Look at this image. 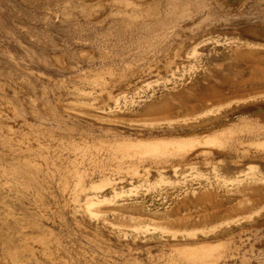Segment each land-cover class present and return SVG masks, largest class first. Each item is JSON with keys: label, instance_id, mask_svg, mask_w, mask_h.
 Masks as SVG:
<instances>
[{"label": "bare ground", "instance_id": "obj_1", "mask_svg": "<svg viewBox=\"0 0 264 264\" xmlns=\"http://www.w3.org/2000/svg\"><path fill=\"white\" fill-rule=\"evenodd\" d=\"M246 1L247 0H77L78 6L70 8L65 12L64 15L67 18H70L72 15L78 13V15H81L89 24L92 25V27L95 26V28H96L97 26H103L106 22H111V24H113L112 27H114L113 29H115L114 32L109 31L107 33L105 31V33H106L105 36L103 35L104 32L101 31L102 35L104 36V37L102 36L103 38L101 37V33L98 32V35L100 34V37L103 41L100 40L101 42L97 43V41L94 40L96 43L93 42L92 47L96 48L97 51L100 52L99 57H96V55H95L96 50L94 51L93 48H88V50H83V51L80 50L78 53L76 52L78 54V56H77L78 60H77L76 64L77 65H80V64L87 65L86 68L80 67L79 77H81V80H82L81 83H88L89 85L95 87V89L97 87H99V88L101 87V88H103V90H107V91L108 90H114V89H117V91H118V93L115 95L112 93L113 91L109 92V99L112 101L113 104L107 105L106 109L104 108L105 110H104V112H102L103 116L101 117L104 120V122L108 121V123H115V124H117V122H119V123H124L127 126L128 125L132 126L134 123H140L138 121L136 122V120L134 121V117L137 115L147 116V119L144 118L145 121H143V123L139 124V125L143 126L145 130L141 131V129H140V130H138L137 133L134 132V133H136L134 135H131L132 133L131 134H123V133H113V131H109L113 135L110 138L107 135L106 136L108 138L103 137V135L102 136L101 135H95L93 133H88V132L83 131V130L80 131V129H79V131H77V128H75L77 125L76 123H75L76 124L75 127L68 126V125H65V127L62 126L64 128L59 127L61 130L63 129L64 131L66 130L67 132H70V133L77 131L78 134L80 135V138L82 141H80L78 143H72L71 145H69L72 147L71 151L77 155V158L74 161H72V165L74 166V172H75V174L72 173V174H74V176L72 177L73 181H74L73 182L74 183V188H73L74 192H73L72 197L69 195L71 198H69V197L66 198L65 193H67L66 192L67 188H69V185H68L69 181L65 182L62 185V187H60L62 189L63 193H62L61 204H60V210L61 211L59 210L60 211L59 212L57 209V211L59 212L58 214H60L61 212L65 211L68 208H71V209H73L72 212H73L74 216L79 214L83 218H88L91 220L95 217L98 218L101 216L102 219L100 221L103 222L104 228L112 227L113 229H117L119 231H124V229L130 228L131 230L139 233V231L147 230L148 226H151V227H154V228H152L153 230L154 229H157V230L160 229L162 231L171 232V234L174 233L175 234L174 239L177 238V236H178L177 234H179V235L181 234L182 239H180V240L178 239V240H175L173 242H171L169 240L170 241L169 242V241L163 239L164 240V241L162 240L163 242H159V243H162L164 247L168 246L169 247L168 249L171 248L177 254V256L175 258L173 257L174 253H173V255L171 254L172 257L170 256L169 260H167L166 263L164 262L165 264H250L252 262H255V264H264V139L257 138L258 136H260L261 134L264 133V103L260 104L259 102H257L259 98L262 97V99H263L264 92L263 93L257 92L259 87L257 88L255 86H248L250 84H253V83H251L252 82L251 80H250V82L245 81L244 83L240 84L241 87H239V88L233 87V89H229V90H220V89L218 90L217 89V90L208 91L202 95H198L197 94L198 92L194 91L195 88L199 85L198 84L199 81L197 80V79H199V76L205 77L202 81L200 80V82H202V83L205 82L206 84L207 83L210 84V82H208V80L206 79V76L212 75L211 74L212 69L209 66L210 62H212V60H215L216 58L217 59L222 58L224 55L227 54V52H232V51L234 52L236 58H239L241 56L243 58V55H248L250 57H256L258 54L263 52L261 50L264 49V19L262 18V20H259V19L254 20L253 18H255V17H252V15H250L249 12H248L249 14L246 13L245 12ZM35 2H37V1H35ZM28 3H29V1H28ZM33 3H34V1H33ZM46 3H48V2H46ZM261 3H262L261 6H263V8H264V0L261 1ZM16 6H17V4H16ZM55 7H57V6H55ZM62 7H60V8H62ZM18 12H20V10ZM61 14H63V13H61ZM252 14H253V12H252ZM76 16H74V17H76ZM74 17L72 16V18H74ZM44 18H47V16H45ZM79 19H81V17ZM256 19H257V17H256ZM29 20H30V18H29ZM38 20H40V17ZM42 20L43 19H41L40 21H42ZM52 20H53V18H52ZM37 21H35V22H37ZM31 22H33L32 17H31ZM46 22H45V24H47ZM41 23H43V21ZM65 23H67V22H65ZM68 23H69V21H68ZM70 24H72V23H70ZM26 25L24 24V26H26ZM55 25H53V26H55ZM85 26H86V24H85ZM72 27H74V26H72ZM65 28L67 30L68 27H65ZM79 28H80V26H79ZM88 28H90V27H88ZM107 28H108V26H107ZM82 29L83 28H81V32H82ZM85 29H87V28H85ZM54 30L57 31V29H55V28H54ZM79 30L80 29H78V32L81 33ZM102 30H103V28H102ZM58 31L56 32L57 34L59 33ZM94 31H95V29H94ZM62 33H64V32H62ZM62 33H60V35ZM69 33H70V31H69ZM74 33H77V32H74ZM17 34H20V33H17ZM17 34H16V36H17ZM94 34H96V33H94ZM82 36H84V34ZM19 37H21V36L19 35ZM69 37H70V35H69ZM80 37H81V35H80ZM86 37L89 38L90 35L86 36ZM67 38L65 37V39H67ZM78 38H79V36H78ZM82 38L80 40H82ZM92 38H93V36H92ZM31 39H32V37H31ZM114 39L116 41L111 43ZM20 40H17V41L19 42ZM32 40H35V39H32ZM69 40H70V38H69ZM86 41L88 44L89 43L88 40H86ZM109 41H111V42L109 43ZM64 42H65V40H64ZM22 43H23V41H22ZM67 44H68V42H67ZM67 44H65V45H67ZM85 44H86V42H85ZM79 45H81V44H79ZM41 46L39 45L40 48H41ZM51 46H53V44ZM21 48H23V47H21ZM53 48H54V46H53ZM29 49H31V48H29ZM25 52L29 53V51H25ZM71 52H72L71 54H73V50ZM73 55H75V54H73ZM63 56H61V58ZM69 57L67 60H69ZM7 58L12 59L10 56L8 57V55H7ZM14 59H15V57H14ZM14 59H12V60H14ZM30 60L31 61L33 60L32 57ZM65 60L63 59V60H61V62L65 61ZM31 61H29V62H31ZM37 61H38V59H37ZM39 61H40V59H39ZM70 61H72V59H70ZM243 62L245 63V61H243ZM17 63H19V62H17ZM250 63L253 64V62H250ZM11 64H13L15 66L14 63H11ZM30 64H32V62ZM247 64H248V62H247ZM19 65H20V63H19ZM25 65H23V66H25ZM258 66L259 65L257 64V67ZM52 67H54V65ZM74 67H75V65H74ZM236 67H238V66H236ZM234 68H235V66H234ZM21 69H22V67H21ZM263 69H264V67H263ZM30 70H31V68H30ZM32 70H34V69H32ZM32 70H31V72H32ZM57 70H58V68H57ZM229 70H231V69H229ZM72 71H74V70H72ZM222 73H223V70H222ZM249 73H250V71H249ZM14 74H16V73H14ZM25 74L26 73H24V75ZM24 75H23V77H24ZM9 76H11V75H9ZM30 76H28V78ZM87 76H91V79H88ZM223 77H225V76H223ZM232 77H233V75H232ZM8 78H10V77H8ZM21 79H23V78H21ZM43 79H44V77H43ZM65 79H66V77H65ZM6 80H4V81H6ZM40 80L41 79H39V81ZM8 81H10V80L8 79ZM45 81H47V80H45ZM64 81H66V80H64ZM32 82H33V80H32ZM42 82H43V80H42ZM54 82H55V80H54ZM240 82H241V80H240ZM5 84H6V82H5ZM32 85H34V84H32ZM219 85H220V83H219ZM32 87L33 86H31V88ZM86 87H89V86H86ZM198 87H200V86H198ZM206 87H207V85H206ZM209 87H211V86H209ZM213 87H214V85H213ZM36 88H38V86ZM5 89H6V86H5ZM28 89L30 90V92L33 91V90L31 91L30 88H28ZM203 90H204V88H203ZM35 91H36V89H35ZM37 91H38V89H37ZM14 92H15V90H14ZM38 92H40V91H38ZM89 95H91V94H89ZM29 97L31 99V96H29ZM48 97H50V96L48 95ZM68 97H70V96L68 95ZM71 97H72V95H71ZM39 98H40V94H39ZM39 98H38V102L40 100ZM34 101H35V99H34ZM167 102H174L175 104L177 103V105L168 104ZM32 104H33V102H32ZM159 104H163V106L165 105L164 110L160 111L161 114H164V115L173 114L174 117H172V118L166 117L165 119H158V117L156 118L155 114H157V113H154V111L159 109L158 108ZM14 105L9 106V108H11V110L8 108L9 110L7 112L10 115H15L19 119L18 121H20V123H21V121H22V123H25L27 125L26 126L27 129H25L24 133L22 132L23 134L19 139L18 138L16 139V137H11L10 138L11 141H10V144H8V146L17 153L27 154V158H25L26 169L23 170L24 171V172H22L23 174L26 173L32 181H35V183L39 181V178L46 180L47 178L45 176H41V175H42V170H43L42 167L45 166L46 164H48V166H50L49 165V163H50L49 157L52 156L51 155V152H52L51 149L53 146H51L52 145L51 143H50L51 145H49V143L47 144L46 135L50 139L51 134L49 132H47L46 128L41 127V125H40V127L39 126L35 127L36 125L34 126L35 123L34 124L31 123L32 121H31L30 117L27 114L17 110L16 106H14ZM43 105H46V104H43ZM90 105H92V103ZM234 105H235L236 109L233 112H231L232 113L231 116H235V117H233L235 119L237 117L238 120H234V119L230 120L229 116L224 112L226 109L227 110L232 109ZM74 106H76V105H74ZM81 106H83V105H81ZM57 107H60V105H58ZM83 108H85V106ZM57 109H56V111H57ZM69 109H71V108H69ZM61 110H62V108H61ZM95 110H97V109L95 108ZM2 113L4 114L5 112H2ZM89 113H90V111H89ZM58 114L60 115V113H58ZM80 114H81V112H80ZM64 115H66V114H64ZM74 115H75V112H74ZM93 115H95V114H93ZM53 116H57V115H55V113H53ZM60 117H61V115H60ZM78 118H80V117H78ZM89 120H92V119H89ZM68 121L69 120H67L66 122H68ZM95 121H97V120H95ZM12 122H14V121H12ZM99 122H101V120ZM62 123L64 124V122H62V120H61L60 124H62ZM78 124H79V122H78ZM191 124H192V126H190ZM16 126H18V125L17 124L14 125V127H15L14 130L16 129ZM45 126H47V125H45ZM81 126H83V124ZM103 128H104V126H103ZM116 128L114 127V129H116ZM82 129H83V127H82ZM10 130H12V129H10ZM111 130H113V129H111ZM15 132H18V127H17V130L14 131V133ZM96 132H94V133H96ZM104 134H105V132H104ZM242 136H246L247 138H251L252 140L242 141L241 140ZM43 137L44 138L46 137L44 139L45 141L42 140ZM0 139H1V137H0ZM51 140H52V138H51ZM2 143L7 145L6 141H4V139L1 140V144ZM235 144L239 145V147H240L239 150H241L242 153H241V155L238 156L237 159H233L232 162L234 165L239 166L235 170H237V171L241 170V171H238L239 173L237 172V174L234 173L235 175H233V176H227L226 174H225V176L224 175L222 176V173H220L219 169L217 168V165L219 163H216V167H214V169H213L216 180L217 179L222 180L224 182V184H226V187H228L227 185H230L233 188L231 187V189L220 190V189H222V187L219 186V187H217L218 190L214 191L213 190L214 187H213L212 183H208L207 185L201 187L200 191H197L194 188L193 189H189V188L186 189V191L180 193L181 195H179V197H181V199L175 200V204L177 206L174 209L175 211L182 210L183 207H187L188 205L194 204L198 209L194 215L193 214L185 215L183 217H178V218L177 217L176 218L169 217V216L167 218H161L157 214L150 215V214L146 213L149 221H151V223L147 224V223H145V221L143 219H141V218H143L142 217L143 215L135 216V214L134 215L130 214L129 211H132L130 209V207L127 208L126 203H124L125 200H123V199L120 200V198L129 197L131 195L130 192L126 193L128 190L126 192L123 191V189H124L123 185L125 184L124 182L128 181L126 178L121 176V177H119L120 181H118V182L113 181L110 178H101V180L99 179L100 182L98 181V183L93 182V180H95L94 176H93L94 172L99 171L101 173L105 170L106 167H108L113 173H116L118 175H120V174L122 175L123 173H126L127 175H129L130 180H134L140 173L139 168L146 165V164H149L152 167L155 166L156 171L159 173L158 175H160L161 177H163V172H164V174H166L165 172L167 171L168 167H170V169H172L174 171V173L176 174L178 172V170L181 167H183V165H185V166L192 165V164L199 165V163H201L203 165L211 164L213 162L211 160L212 157L215 158L218 156H228L229 154H232L234 148L237 147V146L236 147L234 146ZM66 150H68V149H66ZM2 152H4V151H2ZM34 154H36L37 156L39 155V157L35 156ZM5 159H6V157H5ZM20 160H22V159H19V161L18 160L17 161L20 162ZM229 160H227V161H229ZM22 161H24V160H22ZM51 161H53V160H51ZM4 163H6V162H4ZM84 163H88L89 166H92V168L88 169L89 166L87 168H83L82 165H84ZM222 163H223V161H222ZM230 166L231 165H229V167ZM243 166L245 167V169H243V170L240 169ZM142 168H146V167H142ZM146 169H148V168H146ZM194 169H197V167ZM232 169H234V168H232ZM5 170H4V172L6 173ZM225 170H230V169L225 168ZM221 171H222V169H221ZM223 171H224V169H223ZM107 172H109V171H107ZM196 172H198V171H196ZM141 173H143V172H141ZM144 173H146V172H144ZM170 173H172V172H170ZM11 174L14 175V177H13L14 180L17 179V177H18V176L16 177L17 174L21 175V173L18 172V169L17 170L15 169L14 174L13 173H11ZM158 175H156V176H158ZM5 176H6V174H5ZM15 177H16V179H15ZM198 177L205 178L206 180L208 178V177H206L205 174H203L201 172L198 173ZM61 178H62V176H61ZM9 179H10V177H9ZM48 179H50V178H48ZM216 180H214V181L216 182ZM207 181H205V182H207ZM13 183L14 182H12V184ZM164 183H166V182H164ZM10 184H11V182H10ZM29 185L30 184H28V189L30 188ZM51 186H53V185H51ZM8 187H9V184H8ZM212 187H213V189H212ZM70 188H72V186ZM9 190H11V191L15 190L16 191V190H18V188L10 187ZM43 190H45V189H43ZM24 191H25V189H24ZM167 192H166V194H168ZM18 193H19V190H18ZM45 193H46V191H45ZM69 193H71V191ZM131 193H132V191H131ZM156 193H158V192H156ZM162 194H163V192H162ZM190 194H192L193 198H189ZM133 196H134V194H133ZM51 197H53V196H51ZM38 199H40V198H38ZM132 199H133V197H132ZM151 199H153V197ZM41 200H42V198H41ZM143 203H145V202L136 203V204H138L139 209H141L142 211H144V209H145V208H143L144 207L142 205ZM198 204H200V205H198ZM135 207L137 208V206H135ZM58 208H59V206H58ZM128 209H130V210H128ZM151 209H154V208H151ZM172 211H173V209H172ZM39 212H37V213H39ZM154 212H155V210H154ZM40 213H39V215H40ZM44 214L45 213H43L42 217L44 216ZM110 214L113 215V217L116 221H110L108 219ZM128 214H130L129 215L130 219L133 220L132 225L126 224L127 222L125 223L122 220V219L126 220L125 216ZM12 218H13V216H12ZM48 218L49 217H47V219ZM163 219L168 220V222L170 221V224H168L167 221L166 222L168 225H166V223L163 224V221H162ZM159 222L160 223L162 222V223L160 224ZM32 224L33 223H31L30 225L34 228V227H36L37 223L33 224V225ZM97 225H99V224H97ZM174 227H179V229L174 228ZM25 228H27V227L25 226ZM40 229L41 228H39V230ZM98 229H96V230H98ZM223 229H225L223 233L228 236L224 240L209 241L208 239H205L202 241L201 240L198 241L199 239L196 238L197 233H202L205 237H208L210 235L216 234L217 232H221ZM84 231L87 233L86 229ZM90 231H92V230L90 229ZM103 233H105V232H103ZM128 233H130V232H128ZM148 233H150V232H148ZM100 235H103V234H100ZM106 235H107V233H106ZM110 235H112V234H110ZM120 235H118V236H120ZM234 235H238L240 240L244 235H246L247 240L245 242H247V241L249 242L250 249H248L246 251H244V249H243L244 253L237 254L238 250H239L238 249L239 244H238V246L236 243L234 244L235 241L233 242V238H232ZM248 235H250V236H248ZM135 237H136V235L133 238H135ZM1 238H2V236H1ZM31 239H34L33 236ZM192 240H195V242H193ZM97 241H99V240L97 239ZM114 241H117V240H114ZM149 241H150V239H149ZM236 241H237V239H236ZM241 241H243V239ZM155 242H156V240H155ZM91 243L93 245V241ZM132 243L133 242H131V244ZM140 243H141V241H140ZM146 243H149V242H146ZM40 244H41L40 241L39 242L35 241L34 245L31 248L36 249V248L40 247ZM49 244H50V241H49ZM162 244H160V245H162ZM240 244H242V243H240ZM94 246H95V244H94ZM96 246H97V244H96ZM152 246L153 245H151V247ZM101 247L102 246H100V248ZM103 247H105V246H103ZM147 247L148 246H146V248ZM29 248H30V246H29ZM156 248L157 247H155V249ZM163 248H162V251H163ZM104 249H106V248H104ZM107 249L104 251L107 252ZM117 249H118V247H117ZM245 249H246V247H245ZM142 250L145 251L144 249H142ZM164 250H165V248H164ZM149 251H151V250L149 249ZM162 251H160V252H162ZM168 251H170V250H168ZM88 252H90V251H88ZM92 252L93 251H91V254H93ZM96 252H97V250H96ZM98 252H99V250H98ZM101 252L103 253L102 249L99 253H101ZM108 252H110V255H113L114 251L112 252V250H110ZM111 252H112V254H111ZM128 252H129V250H128ZM139 252H141V251H139ZM19 253H20V251H19ZM86 253L87 252H85V254ZM131 253H133V252H131ZM136 253L137 252H135V254ZM121 254H122V252H121ZM148 254H150V253H148ZM148 254H147V256L150 257V255H148ZM166 254H167V252L165 253V255ZM94 256L92 257V259L94 258ZM123 256H124V254H123ZM166 256L168 257V255H166ZM125 257L123 258L124 260H125ZM141 258H144V257H141ZM146 258L148 259V257H146ZM56 259H58V258H56ZM104 259H106V258H104ZM236 259L238 261H236ZM85 260H84V262H85ZM111 260H112V258H111ZM136 260H135V262L137 263L138 261H136ZM109 261L110 260H108V262ZM19 262H18V264H19ZM87 262H89V261H87ZM90 262H92V261H90ZM149 262H151V261H149ZM130 263H131V261H130ZM158 263H160V262H158ZM117 264H119V263H117ZM138 264H140V263H138ZM151 264H152V262H151Z\"/></svg>", "mask_w": 264, "mask_h": 264}, {"label": "rangeland", "instance_id": "obj_2", "mask_svg": "<svg viewBox=\"0 0 264 264\" xmlns=\"http://www.w3.org/2000/svg\"><path fill=\"white\" fill-rule=\"evenodd\" d=\"M28 1H29V3H28ZM33 1H34V3H33ZM35 1H37V2H35ZM261 1H263V0H250V1L247 0L246 1L245 12L246 13L249 12L250 15H252V17H255V18H253L254 20H258V19L262 20V18L264 19V8H263V6H261V4H262ZM46 2H48V3H46ZM16 4H17V6H16ZM55 6H57V7H55ZM77 6H78L77 0H47V1L46 0H0V18H1L0 19V25H1L0 26V107L2 106L1 107L2 109L0 108V110H1L0 111V113H1L0 114V137H1V139H0V147H1L0 148V264H18L19 261H20L19 264H35V263L36 264H103V263L104 264H117V263H119V264H121V263L122 264H138V263L149 264L150 263L151 264V262H152V264H165L167 262V260H169L170 256L172 257L173 253H174V255H173L174 258L177 256V254L174 252V250H172L171 248L168 249L169 248L168 246L164 247L163 244L159 243V242H163L164 240H167V241L170 240L171 242L178 240V239L180 240V239H182L181 234L180 235L177 234L178 235L177 238L174 239L175 234L173 232H172L173 234H171V232L162 231L160 229H158V230L154 229L153 230L152 228H154V227H151V226H148L147 230L139 231V233L131 230L130 228L124 229V231H119L117 229H113L112 227L104 228L103 222L100 221L102 219L101 216L98 218L95 217L92 220L88 219V218H83L79 214L74 216L73 212H72L73 209H71V208H68L65 211L61 212L62 214L61 213L58 214L61 211L60 210V204H61V197H62V193H63L62 189L60 187H62V185L65 182L69 181L68 182L69 188H67V191H66L67 193H65L66 198L67 197L71 198L73 195V192H74V190H73V188H74L73 182L74 181H73L72 177L74 176L75 172H74V166L72 165V161H74L77 158V155L71 151L72 147L69 145H71L72 143H78V142L82 141L80 138V135L78 134L77 131H79V129H80V131L83 130V131H86L88 133H93L95 135H101V136L103 135V137L109 136V138L113 136L112 133L109 131H113V133H123V134H131L132 133L131 135H134L140 129H141V131L145 130L144 127L139 125V124L143 123V121H145V119H147V116L137 115L134 117V121L136 120V122L138 121L140 123H134L132 126L131 125L127 126L126 124L119 123V122H117V124L108 123V121L104 122V120L101 118L103 116L102 112H104V110L107 108V105L113 104L112 101L109 99V92L113 91L112 93L115 95L118 93V91H117V89L107 91V90H103V88H101V87L100 88L97 87L95 89V87L89 85L88 83H81L82 80H81V77H79V74H80L79 70H80V67L86 68L87 65H84V64L83 65L82 64L77 65L76 64L77 60H78L77 59V56H78L77 53L80 50L83 51V50H88V48H93L92 47L93 42L94 43H96L95 41H97V43L101 42L100 41V40H102L101 37L103 35L105 36V34H106L105 31L107 33L109 31L114 32L115 29H113L114 27H112L113 24H111V22H106L103 26H97L98 28L97 27L95 28V26L92 27V25L89 24L81 15H78V13L72 15L73 17L77 15L74 18H72V16L70 18H67L64 15L68 9L73 8V7H77ZM60 7H62V8H60ZM19 10H20V12H18ZM252 12H253V14H252ZM61 13H63V14H61ZM45 16H47L48 19L44 18ZM31 17H32L33 22H31ZM39 17H40V20L43 19L42 20L43 23H41L42 21L38 20ZM80 17L82 20L79 19ZM256 17H257V19H256ZM29 18H30V20H29ZM52 18H53V20H52ZM34 20L35 21L38 20V21L35 22ZM68 21H69V23H68ZM45 22L47 24H45ZM65 22H67V23H65ZM70 23H72V24H70ZM24 24L25 25L27 24V25L24 26ZM85 24H86V26H85ZM53 25H55V26H53ZM71 25L74 27H72ZM64 26L68 27L70 30L68 28L66 30V28ZM79 26H80V28H79ZM107 26L109 29L107 28ZM88 27H90V28H88ZM54 28L57 29V31L59 30L58 34L56 33L57 31L54 30ZM81 28H83L82 32H81ZM85 28H87V29H85ZM102 28H103V30H102ZM78 29H80L79 31L81 33L78 32ZM94 29L96 32L94 31ZM68 30L70 31V33ZM101 31L104 32L103 35H102ZM62 32H64L65 34ZM74 32H77V33H74ZM98 32L101 33V37H100V34L98 35ZM17 33H20V34H17ZM60 33H62V34L60 35ZM94 33H96V34H94ZM16 34L18 37L16 36ZM83 34H84V36H82ZM19 35L21 37H19ZM63 35L66 38L67 37L68 38L65 39V37ZM69 35H70V37H69ZM80 35H81V37H80ZM89 35H90L89 38L86 37ZM78 36H79V38H78ZM92 36H93V38H92ZM31 37H32V39H35V40H32ZM82 37L84 39L85 38L86 39L84 40ZM69 38H70V40H69ZM81 38H82V40H80ZM20 39L23 41V43ZM17 40H20V41L18 42ZM64 40H65V42H64ZM86 40H88V42H89L88 44H87ZM111 41H109V43ZM115 41L116 40L114 39L111 43H113ZM63 42L65 44H67V42H68V44L65 45ZM85 42H86V44H85ZM51 43L53 44L54 48H53V46H51L52 45ZM79 44H81V45H79ZM39 45L40 46L42 45L41 48L39 47ZM21 47H23V48H21ZM28 47L31 49H29ZM72 50H73V54H75V55L71 54ZM93 50L94 51L96 50L95 55H96V57H99L100 52L97 51L96 48H93ZM25 51H29V53L25 52ZM261 51H263V52L258 54L259 56L257 55L256 57H250L248 55H243V58H242V56L239 58H236L234 52L232 51V52H227V54L224 55L222 58H219V59L216 58L215 60H212V62H210V65H209L210 68L212 69V73H211L212 75L206 76V79L208 80V82H210V84L209 83L206 84L205 82H203V83L200 82V80L202 81L205 77L199 76V79H197V80L199 81L198 86H200V87L197 86L194 91L198 92L197 93L198 95H202L208 91L217 90V89L218 90L219 89L220 90H229V89H233V87L239 88V87H241L240 84L244 83L245 81L250 82V80H251L252 81L251 83H253V84H250L248 86H255L257 88L259 87L257 92L263 93L264 92V84H263L264 83V69H263V67H264V49H262ZM7 55H8V57L10 56L12 59H14V57H15V59L12 60L10 58H7ZM61 56H63V57L61 58ZM67 56L69 57V60H67L68 59ZM31 57L33 59L32 61L30 60ZM37 59H38V61H37ZM39 59H40V61H39ZM63 59L64 60L66 59V60L61 62V60H63ZM70 59H72V61H70ZM29 61H31L32 64H30L31 62H29ZM243 61H245V63ZM17 62H19L20 65ZM247 62H248V64H247ZM250 62H253L254 65ZM11 63H14L15 66ZM257 64L259 65L258 67H257ZM23 65H25L26 67ZM53 65H54V67H52ZM74 65H75V67H74ZM233 65L235 66V68ZM236 66H238V67H236ZM21 67H22V69H21ZM23 68L24 69L26 68V69L24 70ZM30 68H31V70L32 69H34V70H32V72H31ZM57 68H58V70H57ZM229 69H231L232 71ZM72 70H74V71H72ZM222 70H223V73H222ZM249 71H250V73H249ZM13 72L16 74H14ZM24 73H26V74L24 75ZM9 75H11V76H9ZM23 75H24V77H23ZM222 75L225 76L226 78L223 77ZM232 75H233V77H232ZM28 76H30L29 77L30 79L28 78ZM8 77H10V78H8ZM43 77H44V79H43ZM65 77H66V79H65ZM21 78H23V79H21ZM87 78L91 79V76H87ZM8 79L10 81H8ZM39 79H41V80L39 81ZM4 80H6V81H4ZM32 80H33V82H32ZM42 80H43V82H42ZM45 80H47V81H45ZM54 80L56 83L54 82ZM64 80H66V81H64ZM240 80H241V82H240ZM5 82H6V84H5ZM219 83H220V85H219ZM32 84H34V85H32ZM30 85L33 87L31 88ZM206 85L208 88L206 87ZM213 85H214V87H213ZM5 86H6L7 90L5 89ZM37 86H38V88H36ZM86 86H89V87H86ZM209 86H211V87H209ZM28 88H30L31 91L32 90L33 91L30 92V90ZM203 88H204V90H203ZM35 89H36V91H35ZM37 89L40 92H38ZM14 90H15V92H14ZM39 94H40V98H39ZM89 94H91V95H89ZM48 95L50 97H48ZM68 95L70 97H68ZM71 95H72V97H71ZM29 96H31V99ZM38 98L40 99L39 102H38ZM34 99H35V101H34ZM32 102L34 105L32 104ZM54 102L55 103L57 102V103L55 104ZM90 102L92 103V105H90L91 104ZM257 102H259L260 104L261 103L263 104L264 103V96H263V99H262V97L259 98ZM167 103L172 104V105L175 104L174 102H167ZM43 104H46V105H43ZM12 105L16 106L17 110H19L20 112L27 114L32 121L31 123H33V124L35 123L34 124V126L36 125L35 127H37V126L40 127V125H41V127L46 128L47 132H49L51 134L50 137L52 138L53 141L51 140V138L49 139L47 135H46V137L48 139L45 137L47 140L46 141L47 144L49 143V145L52 144L51 146H53L51 149V151H52L51 155L52 156L49 157V160H50L49 165L51 167L48 166V164H46L45 166L42 167L43 170H42L41 176H45L47 178L46 180L39 178V181L35 183V181H32L26 173L23 174L22 173V172H24L23 170L26 169L25 158H27V154L17 153L8 146V144H10V141H11L10 138L11 137H16V139L17 138L19 139L22 136V134L25 132V129H27V127H26L27 125L25 123H22V121L20 123V121H18L19 119L15 115H10L7 112L9 109L11 110V108H9V106H12ZM58 105H60V107H57ZM74 105H76V106H74ZM81 105H83V106H81ZM175 105H177V103ZM84 106H85V108H83ZM164 107H165V105L163 106V104H159V106H158L159 109L154 111V113H157V114H155V117L156 118L158 117V119H165L166 117H170V118L174 117L173 114H169V115L161 114L160 111L164 110ZM61 108H62V110H61ZM69 108H71V109H69ZM95 108L97 110H95ZM56 109H57V111H56ZM235 109H236V107L234 105L232 109H228V110L226 109L224 111L229 116L230 120H232V119L238 120L237 117L235 119V118H233L235 116H231L232 115L231 112H233ZM89 111H90V113H89ZM2 112H5V113L3 114ZM74 112H75V115H74ZM80 112H81V114H80ZM53 113H55V115H57V116H53ZM58 113H60L61 117ZM6 114L7 115L9 114L10 116L9 115L7 116ZM64 114H66V115H64ZM93 114H95V115H93ZM78 117H80V118H78ZM60 119L62 120V122H64V124L63 123L60 124V122H61ZM89 119H92V120H89ZM67 120H69V121L66 122ZM76 120L79 122V124ZM95 120H97V121H95ZM100 120H101V122H99ZM12 121H14V122H12ZM14 123L18 125V126H16V129H15V130H17V127H18V132H15V133H14V131H15L14 130V128H15ZM44 124L47 126H45ZM82 124H83V126H81ZM65 125L73 126V127H75V125H76L75 128H77V131L70 133V132H67L66 130H65L66 131L65 132L63 129L61 130L59 128V127L64 128ZM62 126H64V127H62ZM103 126H104V128H103ZM190 126H192V124ZM82 127H83V129H82ZM114 127L115 128L117 127V128L114 129ZM9 128L12 130H10ZM111 129H113V130H111ZM94 132H96V133H94ZM104 132H105V134H104ZM134 132H136V133H134ZM45 138L43 137L42 140L45 141L44 140ZM257 138L264 139V133L261 134L260 136H258ZM2 139H4V141H6L7 145H5L3 143L1 144ZM241 140L242 141H250L252 139L247 138L246 136H242ZM234 146L235 147L237 146V147L234 148L232 154H229L228 156H218L215 158L212 157L211 160L213 162L211 164L203 165V164L199 163V165H197V164H192V165H188V166L183 165V167H181L176 174L174 173V171L172 169H170V167H168L169 169L167 168V171L165 172L166 174H164V172H163V177H161L160 175H158L159 173L156 171L155 166L152 167L149 164H146L142 167H146L148 169L140 167L141 169L139 168V172H140L139 175L134 180H130L129 175H127L126 173H123L122 175L121 174L118 175L116 173H113L108 167H106L105 170L101 173L99 171L94 172L93 176H94L95 180H93V182L98 183V181L100 182L101 178H110L116 182L120 181L119 177H121V176L126 178L128 181L124 182L125 184L123 185V188H124L123 191L126 192L128 190L126 193L130 192L131 195L129 197L120 198V200H122V199L125 200L124 203H126L127 208L130 207V209L132 210V211H129L130 214H132V215L135 214V216L143 215L142 216L143 218H141V219H143L145 221V223H147V224L151 223V221H149L146 213L150 214V215L157 214L161 218H167L168 216L178 218V217H183L185 215H191V214L194 215L195 212L198 210L194 204L188 205L187 207H183L182 210L175 211L174 209L177 207L175 204V200L181 199V197H179V195H181L180 194L181 192L186 191V189H188V188L193 189L194 188L197 191H200V188L207 185L208 183H212V185L214 187V189H213V187H212V189L214 191L218 190L217 187H219V186L222 187V189H220V190L231 189L232 186L227 185L228 187H226V184H224V182L222 180H219V179L216 180L213 169H214V167H216V163H219L217 165V168L219 169L220 173H222V176L223 175L225 176V174L227 176H233V175L237 174L238 171H241V170H238V171L235 170L239 166L234 165L232 160L237 159L238 156L241 155L242 151L239 150L240 147L238 144H235ZM66 149H68V150H66ZM2 151H4V152H2ZM34 155L37 156L36 154H34ZM5 157H6V159H5ZM37 157H39V155ZM19 159H22L24 161L20 160V162H18ZM51 160H53V161H51ZM227 160H229V161H227ZM222 161H223V163H222ZM4 162H6V163H4ZM229 165H231V166L229 167ZM88 166H89L88 163H84V165H82L83 168H87ZM196 167H197V169H194ZM89 168H92V166H89L88 169ZM225 168L230 169V170H225ZM232 168H234V169H232ZM15 169L16 170L18 169V172L21 173V175L15 174L16 177L18 176L17 177L18 180L16 179V177H15L16 180H14V178H13L14 175L11 174V173L14 174ZM221 169H222V171H221ZM223 169H224V171H223ZM240 169L243 170V169H245V167L243 166ZM4 170L6 171V173L4 172ZM107 171H109V172H107ZM196 171H198V172H196ZM141 172H143V173H141ZM144 172H146V173H144ZM170 172H172V173H170ZM200 172L205 174L206 177H208L207 180L209 182L205 178L198 177V173H200ZM4 173L6 174V176ZM72 173H74V174H72ZM60 175L62 176V178ZM156 175H158V176H156ZM9 177H10V179H9ZM48 178H50V179H48ZM214 180H216V182ZM205 181H207V182H205ZM10 182H11V184H10ZM12 182H14V183L12 184ZM164 182H166V183H164ZM8 184H9V187H8ZM28 184H30L33 188L29 185L30 188L28 189ZM51 185H53V186H51ZM71 186H72V188H70ZM10 187L18 188L20 194L18 193V190H16V191L15 190H13V191L9 190ZM24 189L26 192L24 191ZM43 189H45V190H43ZM45 191H46V193H45ZM70 191H71V193H69ZM131 191H132V193H131ZM156 192H158V193H156ZM162 192H163V194H162ZM166 192L168 194H166ZM133 194H134V196H133ZM50 195L53 197H51ZM132 197H133V199H132ZM150 197L151 198L153 197V199H151ZM38 198H40V199H38ZM41 198H42V200H41ZM189 198H193L192 194L189 195ZM140 202L141 203L145 202L142 204L144 206L143 208H145L144 211L139 209L138 204H136V203H140ZM198 205H200V204H198ZM58 206H59V208H58ZM135 206H137V208ZM151 208H154V209H151ZM57 209H58V211L59 210L60 211L58 212ZM130 209H128V210H130ZM172 209H173V211H172ZM154 210H155V212H154ZM39 211L40 212L42 211V212L40 213ZM37 212H39L40 215ZM43 213H45V214L42 217ZM130 214L125 216L126 220H124V219H122V220L125 223L127 222L126 224L132 225L133 220L130 219V217H129ZM12 216H13V218H12ZM46 216L49 218L47 219ZM109 217H108V219L110 221H116L112 214H110ZM162 221H163V224H165V223H166V225L170 224V221L168 222V220L163 219ZM166 221L168 222V224ZM31 223H33V224L37 223L38 225L36 224V227L33 228L30 225ZM97 224H99V225H97ZM25 226L27 228H25ZM39 228H41V229L39 230ZM174 228L179 229V227H174ZM85 229H86L87 233L84 231ZM90 229L92 231H90ZM96 229H98V230H96ZM224 230L225 229H223L221 232H217L216 234L210 235L208 237H205L202 233H197L196 238L199 239V240L197 239L198 241H200V240L202 241L205 239H208L209 241L224 240L228 237L226 234L223 233ZM103 232H105V233H103ZM128 232H130V233H128ZM148 232H150V233H148ZM106 233H107V235H106ZM100 234H103V235H100ZM110 234H112V235H110ZM118 235H120V236H118ZM135 235H136V237L133 238ZM1 236H2V238H1ZM32 236L34 239H31ZM244 236L241 238V240L243 239V241L240 240L238 235H234L232 237L233 242L235 241L234 244L236 243L237 246L239 244L238 249L240 251L238 250L237 254L244 253V251L250 249L249 242L248 241L245 242L247 240V236L246 235H244ZM248 236H250V235H248ZM97 239L99 241H97ZM149 239H150V241H149ZM236 239H237V241H236ZM114 240H117V241H114ZM155 240H156V242H155ZM35 241H38V242L40 241V243H41L40 247H38L36 249H32L31 247L34 245ZM49 241H50V244H49ZM92 241H93V245L91 243ZM140 241H141V243H140ZM192 241L195 242V240H192ZM131 242H133V243L131 244ZM146 242H149V243H146ZM240 243H242V244H240ZM94 244H95V246H94ZM96 244H97V246H96ZM160 244H162V245H160ZM151 245H153L154 247L153 246L151 247ZM29 246L31 249L29 248ZM100 246H102V247L100 248ZM103 246H105V247H103ZM146 246H148L149 248L148 247L146 248ZM117 247H118V249H117ZM155 247H157V248L155 249ZM163 247L165 248L166 251L164 250ZM245 247H246V249H245ZM104 248H106V249L108 248L107 252L104 251V250H106ZM162 248H163V251H162ZM101 249L103 251V253L101 252L102 254L99 253L101 251ZM142 249H144L145 251L147 250V251L145 252ZM149 249L152 252L149 251ZM243 249H244V251H243ZM96 250H97V252H96ZM98 250H99V252H98ZM110 250H112V252L114 251L113 255H110V252H108ZM128 250L130 253L128 252ZM159 250L162 252H160ZM168 250H170L171 252ZM19 251H20V253H19ZM88 251H90V252H88ZM91 251H93L92 253L95 256L93 254H91ZM139 251H141V252H139ZM85 252H87V253L85 254ZM112 252H111V254H112ZM121 252H122V254H121ZM131 252H133L134 254ZM135 252H137V253L135 254ZM166 252H167L166 255H168V257L165 255ZM148 253H150V254H148ZM123 254H124V256H123ZM147 254L150 255V257L147 256ZM93 256H94V258L92 259ZM110 257L112 258V260ZM124 257H125V260L123 259ZM141 257H144V258H141ZM146 257H148V259ZM56 258H58V259H56ZM104 258H106V259H104ZM84 260H85V262H84ZM108 260H110V261L108 262ZM135 260L138 262L136 263ZM87 261H89V262H87ZM90 261H92V262H90ZM130 261H131V263H130ZM149 261H151V262H149ZM236 261H238V260L236 259ZM158 262H160V263H158ZM250 264H255V262H252Z\"/></svg>", "mask_w": 264, "mask_h": 264}]
</instances>
